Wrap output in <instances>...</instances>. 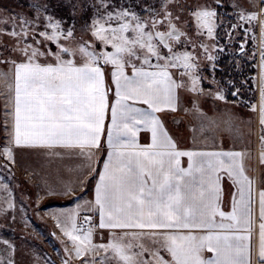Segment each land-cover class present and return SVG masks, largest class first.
<instances>
[{
  "label": "rangeland",
  "instance_id": "obj_1",
  "mask_svg": "<svg viewBox=\"0 0 264 264\" xmlns=\"http://www.w3.org/2000/svg\"><path fill=\"white\" fill-rule=\"evenodd\" d=\"M215 2L188 0L198 9L197 18L212 12ZM29 3L40 7L48 4L47 15L64 21L65 28L75 27L73 38H60L58 41L67 52H61L57 47L55 54L47 53L42 48L43 38L41 45L29 40L33 47H27L25 30L12 18V13L35 15L29 10ZM105 3L111 6L99 13L101 23L89 32L84 25L91 22L93 15L90 0H71L70 4L67 0H0V20L8 22L0 23V43L15 49L12 53L6 52L15 61L29 60V57L42 61H82L95 53L109 64L163 65L172 71L179 84L180 139L186 137L190 143L197 136L222 137L224 141L234 139L235 144L245 147L252 156L251 172L259 171L264 175V160H259L262 159L259 141L262 128L259 113L253 110L261 103L260 89L264 85L260 81L258 53L252 58L256 51L254 42L246 38L243 31L253 30L249 35L254 34L257 41L264 35V25L260 23L264 21L259 13L262 7L260 0H222L224 6L214 17L219 27L201 37L194 36L192 29L184 26L183 22L189 19L186 10L181 12L185 0H102L97 7L103 8ZM230 4L233 7H229ZM145 5L149 6L148 12L143 11ZM107 12L113 13L110 26L103 23ZM232 12L237 15L229 17ZM234 24L238 26L236 30L232 29ZM13 25L16 26L12 31L6 30ZM33 30L26 29L29 38ZM46 31L51 35V28ZM226 31L230 33L231 41L226 38ZM213 35L218 37V41L210 38ZM97 41L100 45L110 41V49L105 51L94 47ZM217 42L226 49L218 53L220 59L214 76L219 84L210 85L205 81L203 94L197 95L189 90L191 82L197 75L209 80L212 78L207 54L212 53ZM201 43L206 45L205 49L201 48ZM241 44L245 45L246 54L241 53ZM37 49L45 51V55L41 56ZM132 53L140 59H135ZM11 68L0 63V145L4 144L6 136L2 110L3 97L8 96L11 88ZM181 70L184 76L180 75ZM228 81L233 85L230 86ZM220 88L224 89L225 99H214L208 94ZM237 90L238 95L232 96L231 93ZM194 105L199 111L194 109ZM73 156L62 151L28 150L15 152L11 162L8 154L0 149V175L4 177L0 181V260L5 264L9 258L13 264H45L47 258L54 264H62V257H66L67 264H93V254L103 256L107 252L112 256L109 264H174L167 250L174 243L173 249L176 248L177 254L181 255L179 264L186 261L187 264L196 263L195 246L189 240L184 251L183 245L178 247L170 240L158 241L147 234L101 233L99 229L80 233L77 223L83 215L95 219V210L90 203L76 209L75 198L83 195L84 201L90 200L93 179L86 193L84 188L89 178L94 177L95 169L93 166L89 173L86 172L87 166L83 161ZM38 256L41 259L37 260Z\"/></svg>",
  "mask_w": 264,
  "mask_h": 264
},
{
  "label": "crops",
  "instance_id": "obj_2",
  "mask_svg": "<svg viewBox=\"0 0 264 264\" xmlns=\"http://www.w3.org/2000/svg\"><path fill=\"white\" fill-rule=\"evenodd\" d=\"M98 56L93 53L82 61L31 59L11 68L2 110L4 124L7 100L3 151L9 161L20 151L72 153L87 166L86 172L94 166L89 201L99 230L147 234L183 245L184 251L189 240L196 250L194 264H207L212 257L227 264H256L264 255L259 219L264 175L251 172L248 150L222 137L197 136L191 143L180 139L179 84L169 68L136 65L146 71L134 73L130 65L109 64ZM145 114L158 133L162 123L175 146L162 143L159 135L151 141L150 133L141 131L147 126ZM177 150L244 155L197 156L192 172L185 174L189 161ZM222 168L233 169L244 189L247 203L235 213L236 189L226 178L220 193L217 174H223ZM94 186L99 193L93 192ZM221 211L228 215L222 218ZM172 246L168 256L179 264L181 255Z\"/></svg>",
  "mask_w": 264,
  "mask_h": 264
},
{
  "label": "snow or ice",
  "instance_id": "obj_3",
  "mask_svg": "<svg viewBox=\"0 0 264 264\" xmlns=\"http://www.w3.org/2000/svg\"><path fill=\"white\" fill-rule=\"evenodd\" d=\"M67 2L70 4L71 0H67ZM102 2V0H90V4L89 6L93 9V15L91 18V22L90 23H86L84 25V28L88 29L89 32H93L94 29H96V26L98 24L101 23V17L99 15L100 12L104 11L106 8L110 7L111 5L108 3L104 4L103 8H98L97 5L100 4ZM174 2V0H173ZM261 4H264V0H260ZM224 5L222 4V0H216L215 2V9L210 12L207 13L206 15L197 18V8H194L191 4L188 3V0H185V7L184 9H181V12L183 13L185 10L188 13L189 19L187 21H184V26L185 28H191L192 29V34L196 37H201L205 34V32H211L212 29L219 27V25L216 24L215 22V15L218 12V9H220L221 7H223ZM49 7L48 4H45L43 7L37 6L35 3H29L28 4V8L30 10V12H34L35 15L33 16H29L27 14H16V13H12V18L17 21V24L25 30L24 33V39H25V43L27 44L28 48H32L33 44L29 43V40L35 41L36 45H41L42 44V39L43 38V44H42V48L46 49L47 53H51V54H55L57 47H59V50L61 52H67V49H65L62 45H59L58 41L60 38L63 39H71L74 37L75 35V27L74 26H70L68 28H65L64 25V21H62L61 19H57L52 15H47L46 14V10ZM205 8H207L208 6L205 5ZM229 7H233V5H229ZM75 9V6H73V10ZM130 11V10H129ZM144 12H148L149 11V6L145 5V7L143 8ZM237 15V13L232 12L231 16ZM112 16L113 13L111 12H107L103 18V23L105 25H111L113 23L112 20ZM209 17H211V19H209ZM177 20L180 19L179 16L176 17ZM44 21L43 24H41V21ZM0 23L3 24H7L8 22L6 20H0ZM16 25H13L12 27L7 28V31H12L13 28ZM51 28L52 29V33L51 35L48 34V32L46 31V29ZM238 28L237 25H232V29L236 30ZM26 29H34L33 30V34L31 36V38L28 37L27 35V31ZM244 31V35L246 38L251 39L254 42L256 51H254L253 54V59L255 58V55L258 53L260 61H259V67L261 69V77H260V81L261 84L264 85V35H261V37L258 39L257 41V37L253 34V35H249V33H252L253 30H249V29H243ZM185 35L187 34L186 32L184 33ZM225 36L227 39H229L231 41L232 37L230 35L229 32L226 31ZM55 38V39H54ZM105 40H107V37H103ZM211 39L213 40H217L218 41V37L216 36H210ZM89 44H91V41L88 42ZM202 49L206 48V45H204L203 43L200 44ZM94 47H100L103 50L107 51L110 49L111 47V42L109 41L108 43H105L103 45L99 44V41H97V44L94 45ZM244 44H241V53L242 54H246L244 52ZM38 51H40L41 56L45 55V51L41 50V49H37ZM15 49L12 47H9L7 45H4L3 43H0V63L2 64H7L11 67H15L16 65L20 64V61H15L12 59V57L10 55H6V52L8 53H12L14 52ZM169 51L171 52L172 49H169ZM194 51V48H193ZM226 51V49L224 47H220L219 43H214L213 45V50L212 53H208L207 54V60L209 62V67L210 70L212 71L213 75L212 78L209 80L207 77H201L199 75H197L191 82L190 88L189 90L192 91L193 93L199 95V94H203L204 89H203V82L207 81L210 85L211 84H219V81L215 80V70L217 69L218 66V61L220 59V56L218 53H222ZM24 55L27 57L28 53L27 51H25ZM133 56H135V59L139 60L140 57L138 55H136L135 53H132ZM165 59H167V57H164ZM31 60V58L29 57V61ZM146 63H151V61H146ZM130 66L133 68L134 73L136 72H142V71H146L145 69H137L136 65L134 63H131ZM200 71H203V69H200ZM180 75L184 76L185 73L183 70L180 71ZM230 86L233 85L232 81H228L227 82ZM198 89V90H197ZM238 91L236 92H232V96H237L238 95ZM261 91V103L259 104L258 108H253L254 111H258L259 113V124L261 125L262 131L259 137V141L261 143V152H262V159H264V87H261L260 89ZM208 94L210 96H212L214 99H225L224 96V89L220 88L215 92L209 91ZM194 109H195V105H194ZM197 111H199V109H195ZM9 114V109L7 107V100L5 101V108H4V112H3V117H4V124H3V129L6 132L7 131V117ZM151 120L152 117L148 114H145L144 117V122L146 123V127H144L143 129H141V131H146L150 133V140L152 141L153 139H155L157 137V135H159L162 139L161 142H167V141H172L171 137L169 136V134L167 133V131H165V129L163 128L162 123H160L159 127L162 129L161 132L158 133L156 128L152 127L151 124ZM5 143L0 145V149H4L7 146V136L4 137ZM173 146H175V144L172 141ZM177 154L182 158V157H187L188 161H189V167L187 170H182L185 172V174H190L193 170L194 164H195V158L197 156H202V155H214L217 157H234V156H243L244 153H237L236 151H225V150H219L215 153H202V152H196V151H183V150H177ZM208 166L211 168L213 166V162L211 160L207 161ZM221 172H223V174H217V179L220 181V193L222 195V189H221V181L223 179H227L228 181H230L233 185V187L236 189V192L233 193V200H232V206H233V213L239 211V209L241 207H243L247 201L245 200V193H244V189L243 187L240 185V181L237 178L236 172L231 169V168H222L220 170ZM92 179H95V177H91L89 178V180L87 181V186L84 188L85 189V193L88 191V185L91 184ZM4 177L2 175H0V181H3ZM239 186V187H238ZM239 190V198H237V191ZM96 191L97 193H99V188L97 186H94L93 192ZM260 221H262V223H260V228L264 229V190H261L260 192ZM83 195L80 197H76L75 198V208L76 209H80L83 208L85 204L91 203L90 201H84L83 200ZM82 203H78L81 202ZM73 209V208H71ZM78 214V213H77ZM228 214H224L221 211V216L222 218H225ZM25 219H30L25 217ZM85 220L86 221H91V223H95L98 224L99 221L97 219H94L92 216H85ZM91 223L88 225V227H91ZM57 227L60 228V224L59 222H57ZM87 229L85 226H81L79 229L80 233H86ZM104 230L100 229V232L102 233ZM94 242V241H93ZM67 251V250H65ZM41 259V257H37V260ZM112 260V256L109 255L107 252H105V254L103 256L101 255H96L93 254L92 255V261L93 264H109V261ZM0 264H5L4 260H0ZM7 264H13V261L11 260V258H9L7 260ZM45 264H54V262H52L50 259L45 258ZM62 264H67V258L66 257H62ZM207 264H227L226 261H222L216 257H212L208 260ZM232 264H238V262H232ZM256 264H264V255H260L257 257L256 259Z\"/></svg>",
  "mask_w": 264,
  "mask_h": 264
},
{
  "label": "built area",
  "instance_id": "obj_4",
  "mask_svg": "<svg viewBox=\"0 0 264 264\" xmlns=\"http://www.w3.org/2000/svg\"><path fill=\"white\" fill-rule=\"evenodd\" d=\"M259 13L262 17H264V4H262L261 9L259 10ZM91 223V221H86L85 216L82 217L79 222L77 223V228L80 229L81 226H85L87 230H97L99 229V224L91 223V227H88V225Z\"/></svg>",
  "mask_w": 264,
  "mask_h": 264
},
{
  "label": "water",
  "instance_id": "obj_5",
  "mask_svg": "<svg viewBox=\"0 0 264 264\" xmlns=\"http://www.w3.org/2000/svg\"><path fill=\"white\" fill-rule=\"evenodd\" d=\"M179 121H180V119H179ZM178 124V123H177Z\"/></svg>",
  "mask_w": 264,
  "mask_h": 264
}]
</instances>
